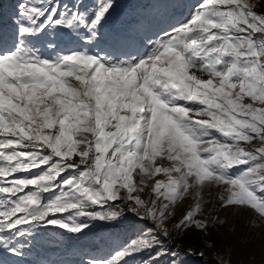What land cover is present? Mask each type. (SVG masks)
Here are the masks:
<instances>
[{
    "label": "snow or ice",
    "instance_id": "6c2138e0",
    "mask_svg": "<svg viewBox=\"0 0 264 264\" xmlns=\"http://www.w3.org/2000/svg\"><path fill=\"white\" fill-rule=\"evenodd\" d=\"M116 7L23 0L0 39V254L130 213L144 227L87 264H189L204 252L177 240L251 213L264 264V0H201L127 58L100 47L136 39L106 34Z\"/></svg>",
    "mask_w": 264,
    "mask_h": 264
},
{
    "label": "rangeland",
    "instance_id": "374dc122",
    "mask_svg": "<svg viewBox=\"0 0 264 264\" xmlns=\"http://www.w3.org/2000/svg\"><path fill=\"white\" fill-rule=\"evenodd\" d=\"M23 0H4L3 13L0 15V39L5 42V47H11L12 37L16 30L15 21L18 19L17 6ZM72 3V0H66ZM201 0H116V9L106 25L105 31L109 37L131 32L136 37L132 45L113 43L109 39L100 47L104 52L127 58L126 53L135 55L137 51L143 54L144 45L148 39H155L164 31L185 22ZM91 4L92 0H84ZM5 29V30H2ZM143 41V44L141 43ZM39 43V42H35ZM104 54V53H102ZM163 179L162 176L158 177ZM34 190V189H33ZM48 193H42L44 198ZM190 199V198H189ZM189 200H185L187 204ZM115 203H120L119 201ZM120 207H124L120 204ZM182 208L177 209V215ZM223 216L224 213L221 212ZM130 213L119 222L94 221L83 234H71L58 226H45L35 234V239L30 241L24 257L16 258L8 254H0V259L12 264L17 260L19 264H87L92 258H106L117 245L126 241L134 231L144 227L137 223L135 228L130 227ZM251 213H246L233 221L235 232L230 233L227 228L214 230L213 234L205 237L201 233L190 232L183 240L176 243L182 247H192L204 252V258H189V264H222L228 260L226 249L232 247V264H236L239 256L243 257L244 264H260L262 255V233L260 229L249 227ZM150 226V225H149ZM215 247H208V243ZM126 264H140V257L129 259ZM160 264H165L162 260Z\"/></svg>",
    "mask_w": 264,
    "mask_h": 264
},
{
    "label": "trees",
    "instance_id": "16d2710c",
    "mask_svg": "<svg viewBox=\"0 0 264 264\" xmlns=\"http://www.w3.org/2000/svg\"><path fill=\"white\" fill-rule=\"evenodd\" d=\"M3 4H4V0H0V15L3 13V8H2ZM2 30H5V29H2ZM4 46H5V44H4Z\"/></svg>",
    "mask_w": 264,
    "mask_h": 264
},
{
    "label": "bare ground",
    "instance_id": "6f19581e",
    "mask_svg": "<svg viewBox=\"0 0 264 264\" xmlns=\"http://www.w3.org/2000/svg\"><path fill=\"white\" fill-rule=\"evenodd\" d=\"M198 250V249H197Z\"/></svg>",
    "mask_w": 264,
    "mask_h": 264
}]
</instances>
